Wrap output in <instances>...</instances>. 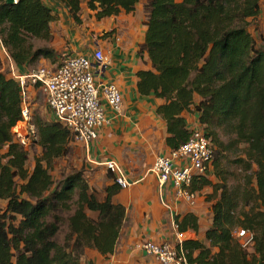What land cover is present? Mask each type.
Wrapping results in <instances>:
<instances>
[{
    "label": "trees",
    "instance_id": "1",
    "mask_svg": "<svg viewBox=\"0 0 264 264\" xmlns=\"http://www.w3.org/2000/svg\"><path fill=\"white\" fill-rule=\"evenodd\" d=\"M58 1L75 24L84 23L82 0ZM140 3L147 27L140 55L148 56L151 69L137 74L138 93L165 100L157 115L166 122L171 151L191 138L193 129L184 115L196 113L216 150L215 169L222 173L219 184L207 175L190 187L198 195L213 189L205 197L212 223L205 232L209 245L192 239L181 243L187 260L264 264V35H258L256 22L260 0H87L86 7L101 21L133 13ZM58 18L43 0L13 5L0 0V42L11 62L23 66L56 59L51 24ZM35 40L50 45L36 48ZM10 74L0 71V201L7 203L0 215V264H80L87 250L109 257L126 218L125 207L114 202L123 188L114 180L99 202L85 169L63 167L62 178H54L58 162L69 159L73 141L66 125L55 119L33 123L41 153L28 170L29 152L13 133L23 121V88ZM242 144L244 158L236 161L243 184L231 189L220 161ZM64 212L69 213L66 220ZM64 221L68 232L61 245L56 238ZM175 225L182 234L198 235L201 229L192 212L177 216ZM239 228L254 234L250 249L236 238Z\"/></svg>",
    "mask_w": 264,
    "mask_h": 264
},
{
    "label": "crops",
    "instance_id": "2",
    "mask_svg": "<svg viewBox=\"0 0 264 264\" xmlns=\"http://www.w3.org/2000/svg\"><path fill=\"white\" fill-rule=\"evenodd\" d=\"M43 2L59 17L51 24L54 34L51 45L57 58L41 59L23 66L10 62V72L13 71L16 77L24 78L43 67L58 68L66 54H81L92 59L95 51L100 49L108 58V63L94 65L97 82L115 83L124 99L122 114L115 115L108 111L111 121L100 130L96 142L89 147L72 143L68 161L76 169H85L99 202L105 200V190L115 180V176L103 163L115 161L130 183L114 198L115 203L126 209L121 237L114 253L103 257L97 251L87 250L81 264H159L154 258L146 256L140 246L147 241L176 243L178 234L175 218L192 212L199 217L202 227L205 208L210 204H204L205 197L199 195L198 208L190 207L176 196L175 189L169 184L161 189L156 176L150 172L156 158L168 155L171 150L166 145V122L157 115V109L165 100L154 95L141 96L138 93L137 74L151 69L148 56L144 55L142 58L140 55V46L145 41L147 31L143 3L133 13L123 12L118 17L97 21L86 7L87 0H82L81 18L84 23L77 25L69 10L58 0ZM260 6V15L256 22L260 28L258 34L264 35V0H260ZM88 27L93 28L96 33L92 35L87 30ZM13 75L11 73L10 77H14ZM48 114L49 119L54 120L49 110L47 117ZM184 116L189 128L200 127L196 113H186ZM87 214L94 219L99 215L91 211H87ZM206 230L201 232L200 229L198 235L193 232L184 233L183 241L199 240L209 245L205 239Z\"/></svg>",
    "mask_w": 264,
    "mask_h": 264
},
{
    "label": "built area",
    "instance_id": "3",
    "mask_svg": "<svg viewBox=\"0 0 264 264\" xmlns=\"http://www.w3.org/2000/svg\"><path fill=\"white\" fill-rule=\"evenodd\" d=\"M2 50L9 58L3 46ZM107 63L108 58L98 49L92 59L81 54L72 55L56 69L43 67L24 78L14 76L12 71L23 88V121L20 123L31 126L32 104L25 87L30 84L38 86L45 94L51 115L70 130L72 143L89 147L98 140L100 130L110 123L108 111L115 115L123 112L124 99L120 88L115 83H97L95 79L94 65L102 66ZM31 129L34 127L31 126ZM215 157L216 150L207 133L197 127L193 129L189 141L179 149L157 157L150 172L156 176L161 189L169 184L180 200L195 208L200 199L190 187L197 177L207 176L211 172ZM103 165L115 176L117 184L122 188L130 185L115 161H108ZM175 228L178 234L176 243L147 241L140 246L145 255L154 258L159 264H189L181 247L184 234L178 232L177 226ZM235 236L244 249H250L254 244V234L247 230L239 229Z\"/></svg>",
    "mask_w": 264,
    "mask_h": 264
},
{
    "label": "rangeland",
    "instance_id": "4",
    "mask_svg": "<svg viewBox=\"0 0 264 264\" xmlns=\"http://www.w3.org/2000/svg\"><path fill=\"white\" fill-rule=\"evenodd\" d=\"M254 28H255V26L253 25V28H251V31H253ZM87 30L92 35H94V33H96L93 30V28H91V27H88ZM258 33H260V28H259ZM34 44H35L36 48H39L42 46L45 47V46L50 45L49 43L42 41V40H35ZM70 55H71V53L66 54L65 57L62 58V60L66 59ZM10 68H11L10 60L7 57V55H5V53L3 52L2 45L0 42V71L9 72ZM95 79H96V75H95ZM96 82H97V79H96ZM26 93L28 95L30 103L32 104V111H31L32 115H31V121H30L31 126H33V123L39 118L42 120H45V121L50 120L49 114L47 117L48 108L46 106V97H45L44 92L39 87H35V86H32L30 84L29 87H27ZM49 113H51V112H49ZM31 126L18 123L17 126L13 129V133L15 134L16 139L22 145H24L25 150H27L29 152V159H28V162L26 164L29 171L33 170V168L35 166V159L41 153V149L39 148V146L36 143V135H34V129L35 128L32 130ZM35 133H36V130H35ZM245 148H246V145H244V144L240 145L238 148L232 150L227 155L228 158H224L220 161L222 170L227 172V175H226L227 176L226 178L228 179L227 184L231 189L236 187L239 184L240 185L243 184L242 180H241V177L243 176L241 165L236 160H238L239 158H244V149ZM69 166L72 167L70 161H68V160L67 161H59L58 164L56 165V167L54 168L52 175L54 176V178L56 180L59 181L62 178V176H61L62 168L63 167L68 168ZM221 176H222V173L215 169V163H214L213 169L208 174V178L214 184H219L223 180ZM18 183L20 184L21 182L18 181ZM212 192H213V189H211V188L207 189L206 188L204 190L203 196L206 197L207 196L206 194H209V193L213 194ZM214 196L216 199H218L219 195L218 196L214 195ZM203 203L204 204L207 203V202H205V198L203 199ZM6 207H7L6 201H0V215L4 214ZM205 209H206V211L204 213L205 215L201 220V223H202L201 232L206 230L209 225L211 226V223H212V212L210 214L211 207L207 206ZM245 210L248 211V209H245ZM240 211H244V209H242V210L240 209ZM240 211H238V212H240ZM68 215H69V213H66V212L62 213V216L64 217L65 220H66V218H68ZM91 216H94V215L91 214ZM239 229H243V228H239ZM67 232H68L67 223H66V221H64L63 225H62L61 232L58 234V236L56 238V240L59 244H61V245L64 244L65 236H66Z\"/></svg>",
    "mask_w": 264,
    "mask_h": 264
},
{
    "label": "water",
    "instance_id": "5",
    "mask_svg": "<svg viewBox=\"0 0 264 264\" xmlns=\"http://www.w3.org/2000/svg\"><path fill=\"white\" fill-rule=\"evenodd\" d=\"M16 3V0H7V4L13 5Z\"/></svg>",
    "mask_w": 264,
    "mask_h": 264
}]
</instances>
